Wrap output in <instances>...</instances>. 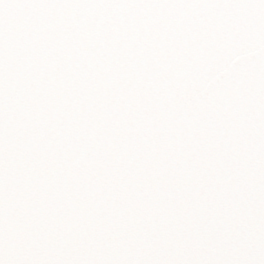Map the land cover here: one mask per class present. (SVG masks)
Wrapping results in <instances>:
<instances>
[{
  "label": "snow or ice",
  "instance_id": "obj_1",
  "mask_svg": "<svg viewBox=\"0 0 264 264\" xmlns=\"http://www.w3.org/2000/svg\"><path fill=\"white\" fill-rule=\"evenodd\" d=\"M0 264H264V0H0Z\"/></svg>",
  "mask_w": 264,
  "mask_h": 264
}]
</instances>
